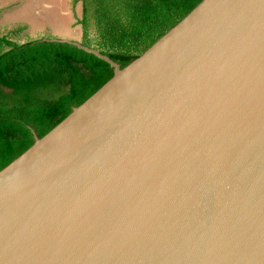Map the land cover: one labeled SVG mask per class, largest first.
Returning <instances> with one entry per match:
<instances>
[{
  "label": "water",
  "instance_id": "water-1",
  "mask_svg": "<svg viewBox=\"0 0 264 264\" xmlns=\"http://www.w3.org/2000/svg\"><path fill=\"white\" fill-rule=\"evenodd\" d=\"M0 170V264H264V0H202Z\"/></svg>",
  "mask_w": 264,
  "mask_h": 264
},
{
  "label": "trees",
  "instance_id": "trees-1",
  "mask_svg": "<svg viewBox=\"0 0 264 264\" xmlns=\"http://www.w3.org/2000/svg\"><path fill=\"white\" fill-rule=\"evenodd\" d=\"M201 1L71 0L72 34L45 30L19 40L22 27L0 29V170L33 144L34 132L45 135L113 76L94 54L43 39L80 41L124 67Z\"/></svg>",
  "mask_w": 264,
  "mask_h": 264
},
{
  "label": "rangeland",
  "instance_id": "rangeland-1",
  "mask_svg": "<svg viewBox=\"0 0 264 264\" xmlns=\"http://www.w3.org/2000/svg\"><path fill=\"white\" fill-rule=\"evenodd\" d=\"M26 3L27 1L24 0ZM30 1V4L32 1H35L36 3H32L29 7V10L32 12L35 9L38 10L37 13H33L32 17H35V19H41V17L43 16H47V20H41L43 21V25L41 27H43V29L45 30H52L54 33H57L59 35H63L62 33H64L63 31H60L59 29L56 30L57 27V21H56V17L58 16V9L59 11H61L64 16H61V18L64 22H68L69 20H67V18H71L74 19V13L73 11L71 12V0H28ZM4 2L8 3V0H4ZM50 5L49 9L48 6ZM10 9V8H8ZM8 9H0V29L3 30L4 32H8L13 30L14 28L17 27H22L19 29V31L17 32V36L16 38L19 40H24L26 34L28 36L33 35L34 33L32 32V30L30 28H27L25 25V20L22 18H19L20 21H17L18 18H7L5 17L6 14H10L12 15V9L8 10ZM29 10L24 9L22 10L25 14V19L29 18ZM77 11L78 13L80 12V6L78 5L77 7ZM65 19V20H64ZM70 19V20H71Z\"/></svg>",
  "mask_w": 264,
  "mask_h": 264
},
{
  "label": "flooded vegetation",
  "instance_id": "flooded-vegetation-1",
  "mask_svg": "<svg viewBox=\"0 0 264 264\" xmlns=\"http://www.w3.org/2000/svg\"><path fill=\"white\" fill-rule=\"evenodd\" d=\"M14 1H16V0H14ZM26 1H27V3L24 0L16 1L15 3L11 4L10 7H8L10 9H8V8H6V9H8V10L12 9V12H11L12 15L9 14L11 19H13L14 17L18 18L17 21H20L19 18L24 19L25 24H27V26H28L27 28H30L32 30V32H34L37 28H39L40 26L43 25V23H42L43 21H41V20H47V16H44V17L42 16L41 19H35V17H32L33 13H37L38 10L35 9L34 11L31 12L29 10V7L32 3H36V2L32 1L30 4V1H28V0H26ZM49 7H50V5L48 6V9H49ZM27 8L29 10V16L30 17L25 19V14L22 10L27 9ZM3 9H5V8H3ZM42 29H43V27H42ZM58 29H61V28L59 26V23L57 22L56 30H58Z\"/></svg>",
  "mask_w": 264,
  "mask_h": 264
},
{
  "label": "crops",
  "instance_id": "crops-1",
  "mask_svg": "<svg viewBox=\"0 0 264 264\" xmlns=\"http://www.w3.org/2000/svg\"><path fill=\"white\" fill-rule=\"evenodd\" d=\"M16 1H19V0H16ZM16 1H14V0H8V3L7 2H4V0H0V9H3V8H8V7H10V5L11 4H13V3H15ZM61 16H64V14L61 12V11H59V9H58V16H57V19H56V21L59 23V26H60V28L61 29H59L60 31H63L64 32V34H72L74 31H75V27L73 26V19H71V18H67V20H69L67 23L66 22H64V21H61V20H63L62 18H61ZM66 16V15H65ZM64 16V17H65ZM5 17H6V19L8 18H10V15L9 14H6L5 15ZM71 19V20H70ZM65 20V19H64ZM43 31H45V29H42V27L40 26L39 28H37L33 33L35 34V35H37L38 33H41V32H43Z\"/></svg>",
  "mask_w": 264,
  "mask_h": 264
}]
</instances>
